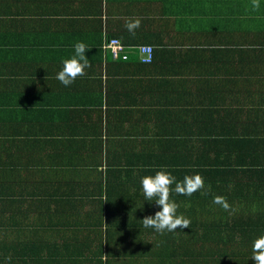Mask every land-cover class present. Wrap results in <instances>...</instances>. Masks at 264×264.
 I'll list each match as a JSON object with an SVG mask.
<instances>
[{"label":"crops","instance_id":"crops-1","mask_svg":"<svg viewBox=\"0 0 264 264\" xmlns=\"http://www.w3.org/2000/svg\"><path fill=\"white\" fill-rule=\"evenodd\" d=\"M2 1L21 17L6 16L0 9V27L25 32L23 42L41 44L32 49L31 62L0 51V66H8L6 78L11 69L18 73L23 79L19 87L48 93L50 104L41 119L28 116L24 104L15 120L1 118L7 110L0 109V136L20 130L30 135L33 127L34 135L44 138L46 126L40 124L48 123L46 118H71L69 141L61 137L64 144L57 143L66 152L63 161L44 158L53 153L49 148L43 152L42 145L31 147L41 158L32 181L57 195L53 199L60 201L51 202L53 209L76 211L85 226L80 237L92 245L100 244L94 219L102 223V218L117 237L130 232L124 246L139 251L150 245L135 217L158 209L146 201L141 179L153 175L146 166H176L185 134L214 133L238 144L248 140V157L264 156V148L256 146L264 136V0L258 11L251 10V0ZM129 17L142 18L135 36L125 28ZM108 39L121 41L127 61L113 60ZM78 41L88 46L91 67L65 87L56 75ZM142 45L154 47L151 64L139 60ZM34 104L29 103L32 110ZM22 113L26 120H21ZM104 135L106 161L93 146L94 140L101 145ZM239 154L234 152L231 159ZM241 175L226 178L224 184L238 189L232 203L256 213L261 198L255 193L257 183Z\"/></svg>","mask_w":264,"mask_h":264},{"label":"trees","instance_id":"trees-1","mask_svg":"<svg viewBox=\"0 0 264 264\" xmlns=\"http://www.w3.org/2000/svg\"><path fill=\"white\" fill-rule=\"evenodd\" d=\"M13 8L10 3L0 0V9L6 16L21 17L20 13L12 11ZM21 36L28 35L0 27V51L6 56L12 55L17 59L22 56L23 61L31 62L32 49H37L41 43L23 42ZM7 72L8 66L4 63L0 66V109H6L7 116L1 118L15 120L19 106L24 104L29 108L25 112L28 116L41 119V113L44 114L50 104L49 94L42 89L19 87L23 79L14 69L6 78ZM37 75L42 81L46 80L45 76ZM29 103H35L34 110ZM66 118L61 121L63 123L46 118L48 123L40 124L41 127L46 126L44 138L34 135L33 127L30 135L20 130V134L0 136V264H254V241L264 236V156L257 154L255 158H249L248 140L238 144L214 133L185 134L181 137L182 149H179L182 156L177 157L176 166H146V170L152 169L153 175L161 167H166L177 180L199 173L205 181L202 192L207 194L196 192L191 197H173L179 204L178 214L191 220L190 228L161 235L142 224L138 230L148 235L151 243L137 251L123 245L129 240V231L117 237L107 228L103 218L102 223L94 219L97 222L94 233L100 237V244L92 245V242L82 239L80 228L85 226L78 220L76 211L70 212L63 206L53 209L51 202L60 199H53L57 195L48 194L50 187L39 188L32 181L41 158L33 155L31 147L42 145L43 152L46 148L51 149L53 153H46L44 158L53 160L55 164L64 160L66 152L57 143L63 145L62 138L69 141L71 118ZM26 119L22 113L21 120ZM71 124L74 132L76 124L73 121ZM33 135L35 137H31ZM259 138L262 141L256 146L260 150L264 148V136ZM25 143L29 152L23 151ZM93 144L95 150L102 151V159L106 161L108 137L103 136L101 145L96 140ZM236 151L240 154L231 159ZM244 158L245 162L237 163ZM240 173V178L248 176L250 181L257 183L255 193L261 198L260 209L256 213L243 203H232L234 199L231 196L238 189L230 190L229 183L224 184L226 178H236ZM215 196L228 197L232 211H225L219 204H214ZM136 215L135 220L142 222L147 214L141 212ZM115 239L120 242L118 246L113 244Z\"/></svg>","mask_w":264,"mask_h":264},{"label":"clouds","instance_id":"clouds-1","mask_svg":"<svg viewBox=\"0 0 264 264\" xmlns=\"http://www.w3.org/2000/svg\"><path fill=\"white\" fill-rule=\"evenodd\" d=\"M259 8L260 0H251V10L258 11ZM141 20L140 17H129L126 20L125 28L135 36L136 30L141 26ZM74 49V55L63 60V67L56 75V79L65 87H70L78 77L86 74L87 68L91 67L86 56L89 51L88 46L84 42L78 41L75 43ZM141 185L146 201L154 202L158 209L154 214L146 215L142 219L144 228L154 229L161 235L166 232H175L177 229L190 228L191 220L178 214L179 204L172 199V194L174 192L177 195L191 197L196 192H202L205 188V181L201 174L186 175L182 180H177L171 171L166 167H161L154 175L142 177ZM202 194L207 193L202 192ZM213 203L219 204L225 211H232L226 197L215 196ZM7 259L10 260L11 257ZM252 261L254 264H264V236L254 241Z\"/></svg>","mask_w":264,"mask_h":264},{"label":"built area","instance_id":"built-area-1","mask_svg":"<svg viewBox=\"0 0 264 264\" xmlns=\"http://www.w3.org/2000/svg\"><path fill=\"white\" fill-rule=\"evenodd\" d=\"M107 48L114 61L129 59L126 47L119 39H109ZM139 53V60L142 64H151L154 61V48L149 45H142L137 48Z\"/></svg>","mask_w":264,"mask_h":264}]
</instances>
